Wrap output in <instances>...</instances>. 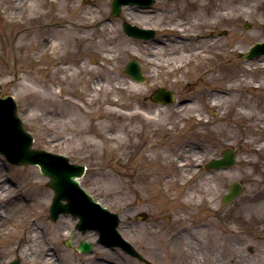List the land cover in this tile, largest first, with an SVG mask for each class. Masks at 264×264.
Returning <instances> with one entry per match:
<instances>
[{"label": "rangeland", "instance_id": "1", "mask_svg": "<svg viewBox=\"0 0 264 264\" xmlns=\"http://www.w3.org/2000/svg\"><path fill=\"white\" fill-rule=\"evenodd\" d=\"M110 2L0 0V97L16 100L34 149L86 167L80 185L119 215L117 232L150 264H264V71L250 75L242 66L264 61V55L241 57L264 41V0H157L142 10L149 14H140V22L128 18L135 6L110 17ZM195 16L198 26L186 33L198 37L177 39L169 31L176 22L192 24ZM123 22L155 36L133 39ZM58 30L90 43L75 46L71 60L57 61ZM157 42L164 45L153 53L154 63L138 58L150 56ZM196 49L205 52L198 56ZM173 52L187 59L171 72ZM205 55L211 59L203 61ZM131 59L140 66L142 83L132 84L123 73ZM240 78L247 86L238 89L233 105L232 88ZM94 81L102 86L92 96ZM255 83L260 88L253 89ZM160 88L173 94L171 103L151 100ZM213 95L217 107L210 104ZM243 107L253 117L237 113ZM227 147L237 156L231 169L198 168ZM189 151L196 152L195 165ZM234 181L244 191L223 204ZM47 182L37 166H13L0 156V264L14 258L22 264H147L96 243L95 232L80 234L69 214L51 222ZM67 239L73 245L89 241L92 252L66 247ZM47 252L51 261L43 263Z\"/></svg>", "mask_w": 264, "mask_h": 264}, {"label": "water", "instance_id": "2", "mask_svg": "<svg viewBox=\"0 0 264 264\" xmlns=\"http://www.w3.org/2000/svg\"><path fill=\"white\" fill-rule=\"evenodd\" d=\"M153 0H112L111 16H118L123 5H137L138 7H149ZM250 25H245L249 28ZM124 32L138 39H149L153 37L152 30L139 29L129 23L123 24ZM264 53V44L253 47L245 58H252ZM124 73L136 82H142L144 77L140 71V66L135 60H130ZM156 102L170 103L173 94L165 89H158L153 96ZM6 114L5 117L2 114ZM0 153L8 162L15 165L37 164L43 175L50 178L48 186L54 191V198L50 206L51 219L56 220L60 214L70 213L78 217L76 228L84 232L86 229L96 230L99 234V242L108 247H120L130 256L144 260L138 255L132 245L123 240L116 228L119 217L115 213H110L98 202L82 190L77 181L85 167L77 164H70L68 159L62 155L46 152L44 150L32 149V135L25 131L20 119L17 116V104L12 96L0 98ZM6 119V124H4ZM235 154L232 150H226L220 159L212 160L207 169H223L230 167L235 162ZM242 191L238 183L230 186V192L225 194L223 201L228 203L237 197ZM65 201V203H62ZM81 251L90 250L91 244L82 241L79 246ZM10 264H20L18 260Z\"/></svg>", "mask_w": 264, "mask_h": 264}, {"label": "bare ground", "instance_id": "3", "mask_svg": "<svg viewBox=\"0 0 264 264\" xmlns=\"http://www.w3.org/2000/svg\"><path fill=\"white\" fill-rule=\"evenodd\" d=\"M88 1L89 0H84V2L85 3H88ZM153 5V4H152ZM145 9H148V7H145ZM142 10H144V9H140V8H131V9H129V10H127V14H128V18L131 20V21H138V22H140L141 21V18H140V14H149L147 11H142ZM44 17V14H41V15H39L38 17H36L35 19H36V21H40V20H42V18ZM98 25L100 26V25H103L102 24V22H100V23H98ZM145 25H147V24H145ZM185 25H187V29L185 30V28H184V26ZM185 25H181V24H179L178 22H176V23H173L170 27H169V31L170 32H176L177 34H179L180 36H177V39H180L181 37L183 38V37H185V36H187V38L188 37H198V35L196 34V33H194V32H190V33H186V31H190L191 29H195L196 28V26H198V18L195 16L194 17V19H193V21H192V24H189V23H185ZM102 27V26H101ZM153 31V37L152 38H149V40H151V39H153L154 38V36H155V31L154 30H152ZM56 41H58L57 43H56V47H57V49H59L58 50V52H57V57H56V60L57 61H59L60 59L61 60H66V61H69V60H71L72 59V55H74L73 53L75 52V54H76V52L77 51H75L74 50V48H75V46H77V45H79V44H81V43H90V41L89 40H86V39H80V38H78V37H76V36H72V35H68V34H66V35H64V32H63V30H58L57 31V33H56ZM168 41H170V43L171 44H173V45H175L177 48L179 47V45H178V42H177V40L176 41H173V40H168ZM159 45H164L162 42L160 43V42H157V45L155 46V47H152V48H150L149 50L151 51V52H149V53H152L150 56H148L147 57V55L146 54H142L140 57H138V58H140L141 60H143V61H150V63H154V62H152V61H156L155 60V58H153V53L155 52V50H156V48L159 46ZM211 45H213V43L211 42L210 43V45H209V47H212ZM208 47L206 46V49H207ZM70 51V52H69ZM160 52H162V47H160ZM205 51H203V50H200L199 51V49H196L195 51H194V53L196 54V55H201V54H203ZM157 54H158V52H156ZM69 55H71V56H69ZM176 56H178V53L177 52H173L171 55H170V57H169V61H170V63L173 65V67L174 68H172V66H171V70H169V71H171V72H173L174 70H179L180 68H182L183 66H184V62H183V59L184 58H182V57H180V58H178V57H176ZM136 57V56H135ZM243 57H246V55H244ZM187 59V58H186ZM186 59H184V60H186ZM202 59H203V61H209L210 59H211V57L209 58V57H207L206 55L205 56H203L202 57ZM179 64H178V63ZM176 63V64H175ZM157 65L158 64H160V63H156ZM242 66H243V69H244V71H246L247 73H250V75H252V72H254V71H257V70H262V71H264V61H258L257 62V64H253V65H251L250 66V64L247 62V61H244V62H242ZM129 80L131 81V83L132 84H137L133 79H131V78H129ZM101 84H100V82H96V81H94V82H92V84H91V89H92V96H93V94L97 91V90H99V89H101ZM247 86V83H246V79L245 78H240V79H238V80H236L235 82H234V87L232 88V91H233V97L231 98V102H232V104L233 105H235V104H237V103H239V100H238V98L236 97V94H237V92H238V89L240 88V87H246ZM252 88L253 89H256V88H260V86L259 85H257L256 83L254 84V85H252ZM227 90H229V85L227 86ZM185 101H183V102H181V103H184ZM187 102V101H186ZM155 103H156V101H155ZM107 104H109V105H114L115 104V102H112V101H108V103ZM158 105H160L159 103H157ZM210 104H211V106H213V107H217V106H219V102H218V100H217V98L213 95V97H211V99H210ZM250 107H251V109L252 108H255V105L254 104H252V103H250ZM188 109H189V111H192L193 110V108L194 107H187ZM185 109V108H184ZM243 109H244V111H237V113H240V115L241 116H243V117H253L252 115H251V110L248 112H246L245 111V107H243ZM178 110V109H177ZM111 109L109 108V106H105V107H103V112L104 113H106V115H110V113H111ZM180 111V110H179ZM158 114H160V115H163V114H165L164 112L165 111H163V110H161V109H157V111H156ZM157 114V115H158ZM141 115H143L144 117H146V118H149V119H151L152 121H154V119L155 118H157L156 116H150V115H147V113L146 112H142L141 113ZM147 115V116H146ZM200 115V114H199ZM2 116L3 117H5L6 116V114L4 113V114H2ZM155 117V118H154ZM200 117H198V119H199ZM3 118L0 116V120H2ZM158 119V118H157ZM257 120H260V117H258V118H256ZM158 120H161V119H158ZM4 121V124H6V119H4L3 120ZM160 124V123H159ZM191 153V155H192V157H191V160L193 161V163H194V165L197 163V161H196V152H191V151H189V154ZM178 165L179 166H186V164H183L182 163V161L180 162H178ZM192 168V167H191ZM186 177H189V174H187L186 175ZM40 194V193H39ZM189 197H191V192L189 191L188 193H187V198H189ZM122 236V235H121ZM123 237V236H122ZM124 238V237H123ZM30 255H32V253H30ZM197 256V255H196ZM195 260H198L199 258H198V256L196 257V258H194ZM47 261H51V256L48 254V252L45 254V256H44V262L43 263H45V262H47ZM198 261H200L201 262V260L199 259ZM54 262V264H55V260L53 261ZM199 262V263H200ZM48 263V262H47ZM50 264H53V263H50Z\"/></svg>", "mask_w": 264, "mask_h": 264}, {"label": "flooded vegetation", "instance_id": "4", "mask_svg": "<svg viewBox=\"0 0 264 264\" xmlns=\"http://www.w3.org/2000/svg\"><path fill=\"white\" fill-rule=\"evenodd\" d=\"M200 169H201V166L199 167ZM78 244V243H77ZM76 245V244H75ZM73 250H75V249H73Z\"/></svg>", "mask_w": 264, "mask_h": 264}]
</instances>
